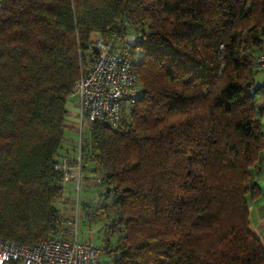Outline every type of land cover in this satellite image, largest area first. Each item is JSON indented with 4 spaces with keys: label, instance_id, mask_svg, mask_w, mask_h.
Segmentation results:
<instances>
[{
    "label": "trees",
    "instance_id": "16d2710c",
    "mask_svg": "<svg viewBox=\"0 0 264 264\" xmlns=\"http://www.w3.org/2000/svg\"><path fill=\"white\" fill-rule=\"evenodd\" d=\"M1 3L0 239L32 246L63 227L67 104L95 33L132 61L140 90L119 129L82 136V173L108 204L101 264H264L249 205L263 194L264 0Z\"/></svg>",
    "mask_w": 264,
    "mask_h": 264
},
{
    "label": "built area",
    "instance_id": "2783aa9c",
    "mask_svg": "<svg viewBox=\"0 0 264 264\" xmlns=\"http://www.w3.org/2000/svg\"><path fill=\"white\" fill-rule=\"evenodd\" d=\"M2 3L0 4V15ZM93 41L96 59L93 66L82 74L74 88L82 117L90 123L103 124L111 130L119 129L123 107L139 95L138 78L132 61L112 51L110 44L97 34ZM264 70V49L256 58ZM62 171L61 184L82 182V156H65L57 167ZM0 264H101L100 249L93 243L73 239L46 238L32 246L20 245L9 239H0Z\"/></svg>",
    "mask_w": 264,
    "mask_h": 264
},
{
    "label": "rangeland",
    "instance_id": "374dc122",
    "mask_svg": "<svg viewBox=\"0 0 264 264\" xmlns=\"http://www.w3.org/2000/svg\"><path fill=\"white\" fill-rule=\"evenodd\" d=\"M138 34V31L134 28H127V38L124 41H115V49L122 50L124 46H128L134 42V36ZM97 38V37H96ZM96 41L95 39H93ZM88 60L95 57L93 52H87ZM89 65H91L89 63ZM87 65V68L90 66ZM257 80L259 83L264 82V71L260 70L257 73ZM72 99H77L72 97ZM75 123L70 122V127L65 140V148L61 157L72 156L74 158L83 157L85 151H83V134L85 136L89 133L90 121L82 115H77ZM73 124V125H72ZM262 131L264 132V116L261 120ZM264 155V154H263ZM62 160V159H60ZM84 164V159H83ZM84 174V177H83ZM260 174L257 176V182L260 180ZM74 183V182H72ZM259 184V183H258ZM264 195V185L259 184ZM71 194L63 196L58 199L54 206L59 209L62 219L64 220L63 227L59 229L56 237L63 239H73L78 236V240L81 243H93L96 246L103 248L109 239V232L106 224V220L101 216L100 208L105 204L107 200L104 198L103 189L100 179L93 175L87 169H83L81 186L78 189L76 183L71 189ZM104 198V200H103ZM104 203V204H103ZM250 211L253 217V221L256 218L257 207L264 210V204L256 201H249ZM257 206V207H255ZM112 243L115 238L111 239ZM102 260H105V256L102 254Z\"/></svg>",
    "mask_w": 264,
    "mask_h": 264
},
{
    "label": "crops",
    "instance_id": "0c3cea01",
    "mask_svg": "<svg viewBox=\"0 0 264 264\" xmlns=\"http://www.w3.org/2000/svg\"><path fill=\"white\" fill-rule=\"evenodd\" d=\"M97 34H92L91 39H96ZM94 41V40H93ZM72 97H76L77 99H72ZM67 110H68V115H67V120L68 123L70 125V122L75 123L73 126L76 125V118L77 115L81 116V108H80V102L77 96L73 95L70 97L68 104H67ZM69 133V132H68ZM69 157H72L70 155H68ZM260 180H259V184H263L264 185V162L261 164L260 166ZM75 183H70L66 186V189L64 191V197L71 194V189L74 187ZM263 192V191H262ZM259 203H263L264 204V195L262 194V197L258 200ZM257 207V206H255ZM251 214V211H250ZM251 226L254 229V231L256 232V234L261 238L262 243H263V247H264V210L261 211V209L259 207H257V214H256V218L253 221V217L251 214Z\"/></svg>",
    "mask_w": 264,
    "mask_h": 264
}]
</instances>
